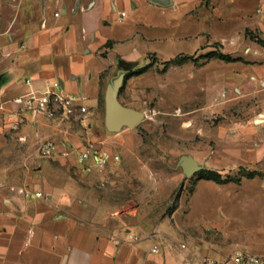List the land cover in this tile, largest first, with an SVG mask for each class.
Wrapping results in <instances>:
<instances>
[{"label":"crops","instance_id":"1","mask_svg":"<svg viewBox=\"0 0 264 264\" xmlns=\"http://www.w3.org/2000/svg\"><path fill=\"white\" fill-rule=\"evenodd\" d=\"M257 38L264 40V0L0 3V152H23L18 166L29 168L14 183H0V264H222L229 259L235 251L181 238L177 226L155 234L112 228L96 192L66 171L79 168L76 152L91 139L66 119L41 115L18 124L16 99L59 82L64 91L88 97L93 118L100 112L107 70L127 74L130 65L141 67L149 55L164 63L179 54L208 51L215 41L224 47L222 53L242 60L206 58L201 88L215 84L226 92L221 103L248 104L244 117L228 118L230 123L217 131V154L231 150L240 165H264V46ZM192 40L199 43L189 53L173 49ZM108 42H113L109 48ZM212 66L213 78L208 75ZM202 102L215 101L206 96ZM46 141L60 145L57 157L40 156ZM36 154L44 159L38 166ZM19 187L43 196L27 197Z\"/></svg>","mask_w":264,"mask_h":264},{"label":"rangeland","instance_id":"2","mask_svg":"<svg viewBox=\"0 0 264 264\" xmlns=\"http://www.w3.org/2000/svg\"><path fill=\"white\" fill-rule=\"evenodd\" d=\"M0 3L9 6L16 0ZM194 43L199 42L192 40L173 49L189 53ZM207 47L208 51L203 47L204 51L193 55L195 60L168 68L157 55H149L141 66L153 65L126 79L120 92V101L144 112L145 117L135 127L118 132L106 127L104 91L120 71L107 70L100 112L86 124L66 120L83 129L84 137L97 148L118 153L120 161L112 163L103 174H85L80 167H67L66 171L96 192L112 228L124 231L136 227L155 234L177 226L181 238L195 239L226 252L244 250L264 256L263 161L251 167L240 165L237 152L224 150L218 155L216 151L217 131L230 123L228 118L243 116L248 104L221 103V94L226 92L218 91L221 87L215 84L206 91L201 88L200 66L206 54L210 50L222 53L224 48L215 41ZM186 55L190 56L179 54ZM136 68L139 65L129 66ZM209 70L213 78L216 67ZM206 96L215 102L204 104ZM187 154L205 167L191 177L179 164ZM36 156L34 165L38 166L44 159ZM22 157L23 152L18 150L0 152V183H14L27 175L29 168L18 166ZM209 168L230 180L216 186L213 180L201 178ZM251 172L255 173L253 178L248 177ZM247 179L253 181L243 182Z\"/></svg>","mask_w":264,"mask_h":264},{"label":"built area","instance_id":"3","mask_svg":"<svg viewBox=\"0 0 264 264\" xmlns=\"http://www.w3.org/2000/svg\"><path fill=\"white\" fill-rule=\"evenodd\" d=\"M123 16L125 13L122 14ZM88 97L80 92L69 93L61 88L59 82L51 83L43 92L31 91L16 99L18 104V124L28 120L44 116L50 120L75 119L83 124L89 123L92 112L87 103ZM40 156L47 159L57 157L60 153V145L53 141H46L39 150ZM77 165L87 173L103 174L112 163L120 161V155L107 149H99L94 143H88L83 149L76 152ZM17 190L25 196L42 197V192L34 194L24 187ZM130 236H132L130 234ZM135 239H138L136 236ZM153 251L158 252L155 247ZM215 260L211 264H216ZM190 264V263H186ZM218 264V263H217ZM222 264H264V257L244 250L235 251L229 259Z\"/></svg>","mask_w":264,"mask_h":264},{"label":"water","instance_id":"4","mask_svg":"<svg viewBox=\"0 0 264 264\" xmlns=\"http://www.w3.org/2000/svg\"><path fill=\"white\" fill-rule=\"evenodd\" d=\"M126 75V72L120 73L108 84L105 93V124L112 132L121 131L124 127L133 128L145 117L144 112L126 106L120 101V92ZM179 164L188 177L205 168L196 158L188 154L181 157Z\"/></svg>","mask_w":264,"mask_h":264},{"label":"trees","instance_id":"5","mask_svg":"<svg viewBox=\"0 0 264 264\" xmlns=\"http://www.w3.org/2000/svg\"><path fill=\"white\" fill-rule=\"evenodd\" d=\"M257 41L259 44L263 45L264 46V40L261 39V38H257ZM113 45V42H108L106 44L105 47L109 48ZM106 52L103 53V55H105ZM207 58H219V59H222V60H225L227 62H235V61H240L242 60V58L240 57H237V58H234L228 54H224V53H217V52H210L206 55ZM188 60H195V58L193 56H178L172 60H169V61H166L164 62L165 64V67L168 68L170 65L174 64V63H178V62H185V61H188ZM153 64L150 63V64H147L145 66H141L139 68H136V69H130L129 72L127 73V78H130L132 76H135V75H140L142 73H144L145 71H147ZM165 68V69H166ZM255 176V173L254 172H251L248 174V177L249 178H253ZM201 178H205V179H212V180H215L216 182H219V183H226L230 180V178H224L219 172L217 171H214V170H207V171H204L203 174L201 175Z\"/></svg>","mask_w":264,"mask_h":264}]
</instances>
